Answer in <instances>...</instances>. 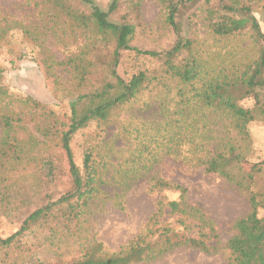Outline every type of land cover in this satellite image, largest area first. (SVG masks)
<instances>
[{
	"label": "trees",
	"instance_id": "trees-1",
	"mask_svg": "<svg viewBox=\"0 0 264 264\" xmlns=\"http://www.w3.org/2000/svg\"><path fill=\"white\" fill-rule=\"evenodd\" d=\"M140 1L111 0L104 10L92 0H28L38 25L0 7V51L19 30L46 53L56 75L51 42L62 47L69 53L59 64L70 73L60 82L62 95L72 99L69 114L61 115L31 95L12 93L0 70V213L10 216L43 196L18 229L0 234V264H135L178 247L216 251L215 222L187 202L185 186L161 175L151 176V188L159 195L177 191L178 199L159 196L143 228L117 250L97 240L94 208L111 198L104 184L126 190L167 157H183L240 189L249 209L233 221L223 250L232 264H264V162L244 167L254 151L250 124L264 125V0H158L175 36L163 48L134 43L143 25ZM194 7L199 13L188 16L185 35L180 18ZM199 15L217 40L248 37L255 53L240 60L234 49L209 50L193 32ZM142 101L146 108L156 104L161 119L134 121L128 112ZM112 124L124 144L118 153L106 139ZM52 184L64 185L57 197ZM37 248L54 257L34 256Z\"/></svg>",
	"mask_w": 264,
	"mask_h": 264
},
{
	"label": "rangeland",
	"instance_id": "rangeland-1",
	"mask_svg": "<svg viewBox=\"0 0 264 264\" xmlns=\"http://www.w3.org/2000/svg\"><path fill=\"white\" fill-rule=\"evenodd\" d=\"M92 1L104 10L108 9L111 2V0ZM0 7L5 15L9 14L25 24H39L37 12L28 3V0H0ZM140 9L143 25L139 29L134 43L148 48H163L169 43H173L175 36L163 22V14L158 0H141ZM125 10L127 8L123 5L121 12L124 13ZM194 11L199 13V9L194 7L185 11L180 18L185 35L190 33L187 19ZM193 32L204 40L209 50L229 53L231 49H234L238 55L236 59L240 60L255 53L254 42L248 37L230 41L229 44L217 40L204 26L201 15L198 16V23ZM51 48L57 61L64 62L69 52H65L62 47L54 45L53 42H51ZM73 48L75 50V47ZM0 54V70L3 71L12 93L31 95L51 105L61 115L69 114V103L72 99L62 95V84L60 83L70 79L69 69L58 63L56 75H52L46 53L24 41L19 30L13 32L12 46L2 48ZM121 71H124L123 67H121ZM252 103L251 99L242 101V104L247 107L252 106ZM128 115L134 116V121L136 118H140L150 123L161 119L157 105L153 104L150 108H146L143 101L135 104ZM250 132L254 151L244 164L246 170H250L254 162H264V125L259 121H254L250 124ZM1 133L0 124V137ZM106 139L116 142L117 153L124 147V144L117 140L115 124L109 126ZM153 175H161L188 189L187 202L202 207L215 222L219 233V243L216 251L211 253L197 248L178 247L165 253L159 259L135 264H232L226 258L223 245L233 234V221L247 214L248 200L233 183L219 175L207 173L203 168L190 165L183 160V157L165 158L155 165L145 177L134 181L126 190L112 185L111 182L104 184V188L109 192L111 198L104 204L95 207L93 213L94 232L97 240L103 243L104 248L110 251L117 250L138 234L156 210L158 198L178 199L177 191L165 190L159 195L157 191L153 190L150 182ZM110 177L111 174L107 176V180ZM50 190L54 197H57L63 192L64 185L55 186L52 184ZM38 197L36 199L30 197V202L27 205L22 204L10 216L6 217L0 213V234L7 236L18 229L28 211L43 202V196ZM260 213L263 214V211ZM39 236L41 237V235ZM26 239L30 240L31 235H28ZM44 248H46L45 245ZM46 251L43 248H37L33 255L51 260L54 255Z\"/></svg>",
	"mask_w": 264,
	"mask_h": 264
}]
</instances>
